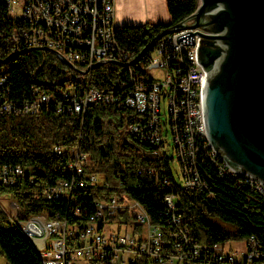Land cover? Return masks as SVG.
I'll use <instances>...</instances> for the list:
<instances>
[{
    "label": "built area",
    "instance_id": "1",
    "mask_svg": "<svg viewBox=\"0 0 264 264\" xmlns=\"http://www.w3.org/2000/svg\"><path fill=\"white\" fill-rule=\"evenodd\" d=\"M2 16L17 24L5 29L8 53L0 57V113L34 115L50 105L57 112L83 115L94 102L113 103L136 113L124 125L144 142L161 144V132L169 129L173 140V161L180 168L185 188L209 189L204 164L220 176L230 178L239 188L247 187L264 200V184L241 171L231 170L210 145L201 123L200 89L204 71L195 60L194 43H177V36L189 31L207 32L192 27L185 18L183 26L158 38L150 48L149 63L135 74L129 68L130 53L116 37L114 0H3ZM46 49L70 65L81 77L50 89L30 85L28 92L14 96L9 74L2 59L20 50ZM155 51L156 55H152ZM105 62L128 67L127 80L103 91L90 86L91 70ZM95 63V64H94ZM97 63V64H96ZM165 72L156 78L149 67ZM166 103L167 118L162 119L160 101ZM167 127V129H166ZM56 153L68 154L67 177L45 186L35 197L60 199L73 206L81 188L95 185L99 177L87 170L89 156L77 145H54ZM155 154L154 152H152ZM20 164L0 165V181L11 184L27 173ZM149 172L154 173V167ZM172 172V170H171ZM173 174V173H172ZM174 177V174H173ZM175 179V178H174ZM169 184V181L164 179ZM0 202L12 222L31 240L42 264H264V246L255 235L242 239V248L232 249L227 241L206 243L191 234L183 215L174 204L173 194L164 196V223H155L135 199L114 194L93 200V212L79 226L47 212L24 215L17 202L1 197ZM76 241L67 246L68 236Z\"/></svg>",
    "mask_w": 264,
    "mask_h": 264
},
{
    "label": "trees",
    "instance_id": "2",
    "mask_svg": "<svg viewBox=\"0 0 264 264\" xmlns=\"http://www.w3.org/2000/svg\"><path fill=\"white\" fill-rule=\"evenodd\" d=\"M169 21L125 23L116 29L121 46L130 53V65L135 74L149 63L150 49L139 55L161 30L191 14L198 0H165ZM0 0V57L7 55L5 29L17 24L2 16ZM4 64L9 74L8 84L14 96L28 92L31 84L50 89L66 81H79L73 68L46 49L20 50ZM90 86L110 91L117 82L127 80L128 67L105 62L91 70ZM136 118L131 109L113 103L94 102L84 114L57 112L53 105L34 115H5L0 113V165L20 164L27 168L16 182L3 184L0 193H9L24 215L47 212L59 214L76 225L82 224L93 212V200L114 194L141 203L151 220L164 223V196L173 194L174 204L184 217L191 234L201 242L216 243L230 239H245L255 235L264 246V200L247 187L239 188L214 167L204 164L209 189L185 188L174 179L170 168L172 156L152 154L159 147L146 145L124 125ZM66 148L77 145L89 156L87 170L97 173L95 185L81 188L72 206L60 199L35 197L37 193L60 178L69 175L68 154L56 153L54 145ZM151 144V143H149ZM154 145V144H153ZM154 167V173L149 168ZM169 181V184L164 182ZM76 241L68 236L66 245ZM0 251L7 264H42L33 243L14 224L0 204ZM259 264V263H258Z\"/></svg>",
    "mask_w": 264,
    "mask_h": 264
},
{
    "label": "water",
    "instance_id": "3",
    "mask_svg": "<svg viewBox=\"0 0 264 264\" xmlns=\"http://www.w3.org/2000/svg\"><path fill=\"white\" fill-rule=\"evenodd\" d=\"M186 18L192 19L190 26L207 31L176 39L193 44L197 33L195 60L204 71L203 131L231 170L264 184V0H198ZM184 19L158 32L139 55L183 26Z\"/></svg>",
    "mask_w": 264,
    "mask_h": 264
},
{
    "label": "crops",
    "instance_id": "4",
    "mask_svg": "<svg viewBox=\"0 0 264 264\" xmlns=\"http://www.w3.org/2000/svg\"><path fill=\"white\" fill-rule=\"evenodd\" d=\"M114 16L119 25L169 21L165 0H114Z\"/></svg>",
    "mask_w": 264,
    "mask_h": 264
},
{
    "label": "rangeland",
    "instance_id": "5",
    "mask_svg": "<svg viewBox=\"0 0 264 264\" xmlns=\"http://www.w3.org/2000/svg\"><path fill=\"white\" fill-rule=\"evenodd\" d=\"M133 24V23H132ZM152 55H156L155 51H152ZM149 72L154 75L156 78H160V79H164L165 77V72L159 68H155V67H149ZM160 109H161V118L162 119H166L167 118V112H166V103L161 100L160 101ZM167 129V127H166ZM161 144L160 146L153 150V152L157 155H167V156H174V151H173V140H172V136L171 133L169 131V129H167L166 132H161ZM153 154V153H152ZM170 168L172 170V173L174 174V178L178 181L181 182V178H180V168L178 166V163L176 161H173L172 159H170ZM1 197H5V198H9L10 200L14 201V198L12 197L11 194L7 193H0V198ZM0 204L2 205V203L0 202ZM3 206V205H2ZM227 246H231L232 249L238 248L241 249L242 248V240L239 239H230L228 242H226ZM6 258L4 257V255L1 253L0 251V264H6Z\"/></svg>",
    "mask_w": 264,
    "mask_h": 264
}]
</instances>
